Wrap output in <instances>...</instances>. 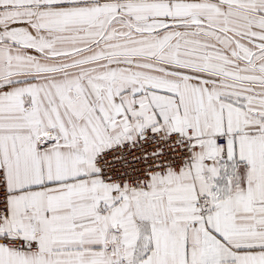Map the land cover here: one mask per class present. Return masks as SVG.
<instances>
[{"label":"snow or ice","instance_id":"obj_1","mask_svg":"<svg viewBox=\"0 0 264 264\" xmlns=\"http://www.w3.org/2000/svg\"><path fill=\"white\" fill-rule=\"evenodd\" d=\"M0 264H264V0H0Z\"/></svg>","mask_w":264,"mask_h":264}]
</instances>
